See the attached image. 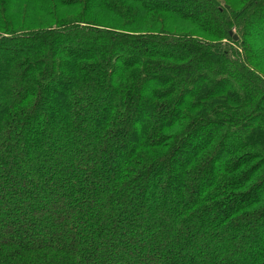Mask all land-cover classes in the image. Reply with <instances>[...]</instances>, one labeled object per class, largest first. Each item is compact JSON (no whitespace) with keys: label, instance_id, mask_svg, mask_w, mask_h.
Instances as JSON below:
<instances>
[{"label":"trees","instance_id":"16d2710c","mask_svg":"<svg viewBox=\"0 0 264 264\" xmlns=\"http://www.w3.org/2000/svg\"><path fill=\"white\" fill-rule=\"evenodd\" d=\"M0 264H264V0H0Z\"/></svg>","mask_w":264,"mask_h":264},{"label":"rangeland","instance_id":"374dc122","mask_svg":"<svg viewBox=\"0 0 264 264\" xmlns=\"http://www.w3.org/2000/svg\"><path fill=\"white\" fill-rule=\"evenodd\" d=\"M112 18V17H111ZM62 20H64V19H68L67 17H63V18H61ZM188 27V25H184L183 27H182V29L183 28H187ZM17 29H22V30H25L26 28H24V26L22 25V21H20L19 22V26L17 27ZM29 30H32V31H34V29H29ZM190 30V29H189ZM188 30V31H189ZM186 32V31H185ZM236 33V32H235ZM187 35H190V37L191 38H197V39H201V40H204L205 38L203 37V36H201V35H195L194 33H193V31L191 32H189V34H187Z\"/></svg>","mask_w":264,"mask_h":264},{"label":"water","instance_id":"95a60500","mask_svg":"<svg viewBox=\"0 0 264 264\" xmlns=\"http://www.w3.org/2000/svg\"><path fill=\"white\" fill-rule=\"evenodd\" d=\"M233 39H234V41H237V37L236 36H233Z\"/></svg>","mask_w":264,"mask_h":264}]
</instances>
